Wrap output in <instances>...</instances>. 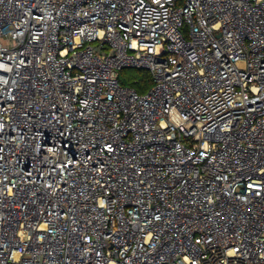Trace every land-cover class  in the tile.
I'll return each instance as SVG.
<instances>
[{
  "label": "built area",
  "instance_id": "1",
  "mask_svg": "<svg viewBox=\"0 0 264 264\" xmlns=\"http://www.w3.org/2000/svg\"><path fill=\"white\" fill-rule=\"evenodd\" d=\"M0 264H264V0H0Z\"/></svg>",
  "mask_w": 264,
  "mask_h": 264
},
{
  "label": "trees",
  "instance_id": "2",
  "mask_svg": "<svg viewBox=\"0 0 264 264\" xmlns=\"http://www.w3.org/2000/svg\"><path fill=\"white\" fill-rule=\"evenodd\" d=\"M135 75L125 76L123 73L125 70L119 73V82L123 86H129L135 88L139 93H144L151 85V79L149 73L142 70H135Z\"/></svg>",
  "mask_w": 264,
  "mask_h": 264
},
{
  "label": "rangeland",
  "instance_id": "3",
  "mask_svg": "<svg viewBox=\"0 0 264 264\" xmlns=\"http://www.w3.org/2000/svg\"><path fill=\"white\" fill-rule=\"evenodd\" d=\"M137 72L133 69H127L125 70V72L123 73L125 76H129V75H135Z\"/></svg>",
  "mask_w": 264,
  "mask_h": 264
}]
</instances>
